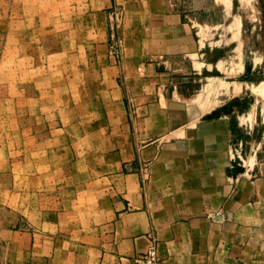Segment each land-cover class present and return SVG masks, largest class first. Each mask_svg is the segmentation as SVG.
<instances>
[{
  "label": "crops",
  "instance_id": "obj_1",
  "mask_svg": "<svg viewBox=\"0 0 264 264\" xmlns=\"http://www.w3.org/2000/svg\"><path fill=\"white\" fill-rule=\"evenodd\" d=\"M188 4L0 0V264H264V159Z\"/></svg>",
  "mask_w": 264,
  "mask_h": 264
},
{
  "label": "rangeland",
  "instance_id": "obj_2",
  "mask_svg": "<svg viewBox=\"0 0 264 264\" xmlns=\"http://www.w3.org/2000/svg\"><path fill=\"white\" fill-rule=\"evenodd\" d=\"M187 1L203 49L211 62L220 60L211 73L226 88L211 86L210 97L231 116L235 162L249 166L264 159V0Z\"/></svg>",
  "mask_w": 264,
  "mask_h": 264
},
{
  "label": "built area",
  "instance_id": "obj_3",
  "mask_svg": "<svg viewBox=\"0 0 264 264\" xmlns=\"http://www.w3.org/2000/svg\"><path fill=\"white\" fill-rule=\"evenodd\" d=\"M109 15V51L115 62L119 63L123 53V46L119 35L122 10L119 7H114L111 9ZM134 260L136 264H164L162 258L158 254L157 246L154 243V240L148 249L137 255Z\"/></svg>",
  "mask_w": 264,
  "mask_h": 264
}]
</instances>
